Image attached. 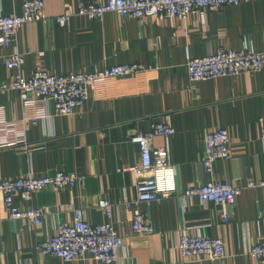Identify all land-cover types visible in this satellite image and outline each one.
Wrapping results in <instances>:
<instances>
[{
	"label": "crops",
	"instance_id": "crops-1",
	"mask_svg": "<svg viewBox=\"0 0 264 264\" xmlns=\"http://www.w3.org/2000/svg\"><path fill=\"white\" fill-rule=\"evenodd\" d=\"M44 1L48 19L25 24L5 50L24 55L25 77L39 68L58 76L126 63L151 69L134 77L91 81L81 115H59L49 101L40 109L47 115L36 123L26 119L19 92H0L4 121L12 127L0 129V137L20 140L0 148V180L58 171L81 177L73 188L50 187L28 201L16 197L21 207L43 210L38 226L10 220L0 192V264H103L37 252L38 243L51 239L60 224L72 223L73 209H82L93 225L107 222L99 209L101 199L116 204L112 222L123 246L115 264H264L248 254L251 245L264 241V188H245L226 223L220 206L181 196L186 188L212 180L245 185L264 179V70L195 83L186 71L189 58L214 55L221 48L264 52V0L184 20H134L110 12L102 20L74 16L65 26L56 22L65 11L107 0ZM22 5L23 0H0V15L19 14ZM12 73L0 60V86ZM153 123H168L176 130L168 138L155 137L152 146L168 148L178 192L160 202L141 203L153 232L136 234L133 210L124 205L136 197L138 180L132 169L139 148L131 137L149 131ZM217 128L229 131L231 156L208 173L202 161L204 135ZM185 231L224 239L227 257L184 262L178 243Z\"/></svg>",
	"mask_w": 264,
	"mask_h": 264
},
{
	"label": "built area",
	"instance_id": "built-area-1",
	"mask_svg": "<svg viewBox=\"0 0 264 264\" xmlns=\"http://www.w3.org/2000/svg\"><path fill=\"white\" fill-rule=\"evenodd\" d=\"M254 0H107L106 3L85 2L76 11H65L56 17L60 26H65L74 16H86L92 20H102L107 13H116L121 17L134 20L156 17L165 19H187L189 16L204 15L207 10H217L224 6L238 5ZM48 19L44 0H23L22 11L17 14L0 15V60L12 76L1 84L0 92L17 91L20 94L26 119L36 123L46 116L40 109L53 101L59 115H81L89 100L88 85L97 79L112 77H134L151 67L139 63L114 65L91 72H74L67 75H52L43 69H36L25 77L21 70L25 63L24 55L18 52L6 54L5 50L15 44L22 27L31 22H45ZM264 70V52L221 48L214 55L189 58L186 71L189 82L195 83L218 77L235 76ZM0 108V129H12L4 121ZM176 130L168 123H153L149 131H139L131 137L139 148V161L132 171L137 176L136 197L124 203L133 210L132 230L136 234H150L153 227L146 215L139 209L141 203L160 202L178 192L175 168L171 163L168 148L154 149L155 137L168 138ZM6 133V132H5ZM7 134V133H6ZM261 140L264 142V129ZM20 140L12 136L0 137V148L11 147ZM232 138L225 128L207 131L204 135L203 166L213 173L214 164L231 156ZM81 177L72 172L58 171L52 175L33 177L30 175L0 180V192L4 195V204L8 218L13 221L25 220L33 226L42 222L44 212L41 208L21 207L16 197L21 195L30 200L34 193L50 187L57 190L75 187ZM238 181V180H237ZM236 181V182H237ZM245 188H264V179L248 180L245 185L212 180L199 186H191L181 195L184 199L198 197L205 203L221 207L223 222H228L233 207ZM119 204V203H118ZM116 204L101 199V209L107 222L93 225L85 218L82 209H73L72 223L60 224L49 240L40 241L37 252L60 257L66 261L95 259L103 264H115L120 259L123 237L112 222ZM264 219V213H260ZM178 250L184 262L220 261L227 257L224 239L207 237L185 231L179 240ZM248 254L258 260H264V241L251 245Z\"/></svg>",
	"mask_w": 264,
	"mask_h": 264
}]
</instances>
